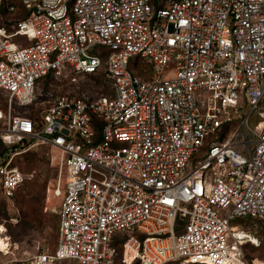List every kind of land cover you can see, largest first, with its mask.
Listing matches in <instances>:
<instances>
[{
	"label": "built area",
	"instance_id": "2783aa9c",
	"mask_svg": "<svg viewBox=\"0 0 264 264\" xmlns=\"http://www.w3.org/2000/svg\"><path fill=\"white\" fill-rule=\"evenodd\" d=\"M0 22V139L57 171L56 249L25 262L247 264L262 241L234 221H264V0H0ZM67 70L106 94L27 115ZM27 150L0 157L6 199Z\"/></svg>",
	"mask_w": 264,
	"mask_h": 264
},
{
	"label": "rangeland",
	"instance_id": "374dc122",
	"mask_svg": "<svg viewBox=\"0 0 264 264\" xmlns=\"http://www.w3.org/2000/svg\"><path fill=\"white\" fill-rule=\"evenodd\" d=\"M140 66L139 74L144 76L141 72L143 63ZM104 94H106V88L102 86L100 78L91 75L77 76L71 70H67L60 77L51 75L40 81L37 86L38 104L26 112L33 117L40 115L48 102L59 95L98 98ZM7 107V96L0 94V109L7 113ZM24 112L16 106L15 114ZM1 143L0 141V155L4 150ZM18 145L22 150H28L20 157H16L14 162L31 178L26 180L13 201H7L0 193V226L4 227L1 236H9L14 245L9 254L0 251V264H29L25 261L37 255L39 250L52 253L57 245L59 201L53 198L49 191L55 184L57 171L49 163L44 147L33 145L31 140H25ZM191 167H194V163ZM234 223L250 231L262 241L260 248H255L251 243L244 247L247 264H264V221L246 218L235 220ZM114 240V245L119 247L122 243L120 235H117ZM57 264L78 263L63 260ZM110 264H122L120 254Z\"/></svg>",
	"mask_w": 264,
	"mask_h": 264
},
{
	"label": "crops",
	"instance_id": "0c3cea01",
	"mask_svg": "<svg viewBox=\"0 0 264 264\" xmlns=\"http://www.w3.org/2000/svg\"><path fill=\"white\" fill-rule=\"evenodd\" d=\"M0 140H1V139H0ZM1 141H2V140H1ZM2 143H3V142H2ZM20 143H24V141H23V142H19V143L15 144V145H11V146H8V145H6V144H4V143H3V144H4L5 146L11 148V151H10V153H11L12 151L15 150V148H18V149H19V147H18L19 145H18V144H20ZM12 147H15V148H12ZM24 150H25V149H24ZM10 153H9V154H10ZM22 154H23V153H22ZM22 154H21V155H22ZM7 155H8V154H7ZM21 155H19V156H17V157H20ZM5 156H6V155H5ZM2 157H3V156H2ZM15 158H16V157H15ZM14 163L16 164V162H14ZM30 178H31V176H30ZM25 182H26V181H25ZM21 188H22V187H21ZM21 188H20V190H21ZM20 190H19V191H20ZM19 191H18V192H19ZM18 192H17V194H18ZM17 194H16V195H17ZM2 197H3V196H2ZM15 197H16V196H15ZM15 197H14V198H15ZM3 198L6 199L5 197H3ZM14 198H13V199H6V200H7V201H13ZM59 205H60V202H59ZM1 227H3V226H1ZM3 228H4V227H3ZM3 232H4V230H3ZM5 236H6V235H5ZM7 237H9V236H7ZM9 238H10V237H9ZM10 239H11V238H10ZM11 242H12V241H11ZM12 247L14 248L13 243H12V245H11V247H10V252L12 251ZM39 251H40V250H39ZM39 251H38V252H39ZM41 251H42V250H41ZM44 251H45V250H44ZM12 253H14V252H12Z\"/></svg>",
	"mask_w": 264,
	"mask_h": 264
},
{
	"label": "bare ground",
	"instance_id": "6f19581e",
	"mask_svg": "<svg viewBox=\"0 0 264 264\" xmlns=\"http://www.w3.org/2000/svg\"><path fill=\"white\" fill-rule=\"evenodd\" d=\"M3 227L0 226V251L1 252H6L7 251V245L6 242L4 241L3 237L1 236L3 233ZM260 264V263H258Z\"/></svg>",
	"mask_w": 264,
	"mask_h": 264
},
{
	"label": "trees",
	"instance_id": "16d2710c",
	"mask_svg": "<svg viewBox=\"0 0 264 264\" xmlns=\"http://www.w3.org/2000/svg\"><path fill=\"white\" fill-rule=\"evenodd\" d=\"M1 141V140H0ZM2 142V141H1ZM1 145H2V147H3V153H2V155H0V157L1 156H5V155H7V154H9L10 153V151H11V148H9V147H7V146H4V144L3 143H1ZM12 148H15V147H12Z\"/></svg>",
	"mask_w": 264,
	"mask_h": 264
}]
</instances>
